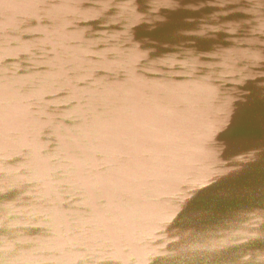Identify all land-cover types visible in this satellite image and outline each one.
I'll return each instance as SVG.
<instances>
[{
    "label": "water",
    "instance_id": "1",
    "mask_svg": "<svg viewBox=\"0 0 264 264\" xmlns=\"http://www.w3.org/2000/svg\"><path fill=\"white\" fill-rule=\"evenodd\" d=\"M148 1L0 0V264H264V0Z\"/></svg>",
    "mask_w": 264,
    "mask_h": 264
},
{
    "label": "bare ground",
    "instance_id": "2",
    "mask_svg": "<svg viewBox=\"0 0 264 264\" xmlns=\"http://www.w3.org/2000/svg\"><path fill=\"white\" fill-rule=\"evenodd\" d=\"M44 1H51V0H44ZM123 5L122 1H118L117 6H121ZM164 7L162 6V0H156V1H152L149 0L146 5H139L137 10H130L128 9L124 15H120L118 14V17H120L124 22L125 25L123 24V29L119 30L118 34V38L121 39L123 42L120 44L122 48L124 49H128L127 51L129 52V45L131 44H137V45H141L140 42H137L134 40V38H137L138 41H146L145 39H150L149 35H140L139 38L136 35L137 31H145L147 29V25L148 23H152L153 24V30L154 31H161V23L164 22L165 20L168 21V19L171 17L169 14L164 13L163 9ZM86 14L88 12H94L95 8L93 5H91L89 8H85ZM140 12V13H139ZM144 12V13H142ZM139 13V14H138ZM155 19V20H154ZM162 19V20H160ZM144 20H148V22H146V24L142 25L141 27L137 28L138 26L136 25V23L140 22V21H144ZM158 34H163V32H160ZM176 35L181 37L183 35H187L189 36V34L185 31H178L176 32ZM190 37V36H189ZM244 40H242V44L244 45ZM251 44H246L243 47V51L240 50V53L247 55V56H253L252 55V50L249 48H246L245 46H250ZM40 46L43 49V51L49 55V56H56L57 55V48L58 45L56 43V40L54 38H45L42 39L40 41ZM57 47V48H56ZM59 47H61V45L59 44ZM108 50V49H107ZM226 50V46L225 47H218L216 48L217 54L218 56L220 55L221 52ZM230 50H234L232 48H230ZM106 51V50H103ZM183 50H179L177 52V54L175 55V61L180 57V55L182 54ZM77 48H71V57L73 59H75L77 57ZM138 55L140 58L144 59L146 58L147 54L145 52L144 49H142L141 47H139L138 50ZM226 57L228 58L229 61H232L234 59L237 60V55L235 54H230V55H226ZM171 60L174 61V58L171 57ZM39 69L45 70L47 71V68H45L44 66H40L37 67V71ZM165 72L168 74L170 71V67H165ZM167 74H164V78L166 79V81L168 82V86H171V88H173L174 86H178V82L176 80H172L171 78H169V76ZM132 100H136V101H129L130 106L133 108L134 106H139V107H143L145 106L143 104V102H148L147 99L151 98L152 96H148V95H144L139 97L136 93H132L130 95ZM166 103V102H163ZM151 106L148 105L146 107V109H149ZM139 121L143 120V118H137Z\"/></svg>",
    "mask_w": 264,
    "mask_h": 264
}]
</instances>
